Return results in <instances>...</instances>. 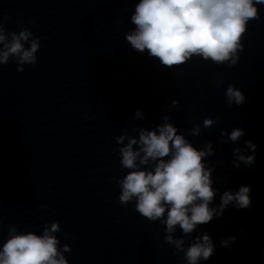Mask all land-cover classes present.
Segmentation results:
<instances>
[{
	"label": "clouds",
	"instance_id": "clouds-1",
	"mask_svg": "<svg viewBox=\"0 0 264 264\" xmlns=\"http://www.w3.org/2000/svg\"><path fill=\"white\" fill-rule=\"evenodd\" d=\"M260 4L264 0H139L131 15L135 28L125 34L126 40L134 50L141 54L147 51L165 67L182 65L193 56L217 65L228 63L231 67L238 63V53L243 51L241 41L248 22L259 18L257 5ZM9 18L5 15L0 20V64L15 59L17 71L23 72L24 65H36L40 40L27 27L9 32L4 23ZM224 94L229 108L245 103L243 92L231 84ZM178 104V100H173L166 108L171 111ZM136 118H142L139 109ZM219 119L206 117L202 127L211 129ZM136 130L138 136L125 133L116 137L117 144L122 145L118 149L120 163L130 170L117 181L121 188L119 202L127 205L135 198L139 214L166 225L165 242L174 246L176 253H183L187 264L209 260L215 245L207 232L196 235L187 247L186 238H191L198 225L221 217L231 204L238 209L249 208L250 186H241L235 193L225 191L220 204L210 207L217 195L212 180L215 166L205 162L206 157L214 155L212 142L197 149L178 132L169 115L155 129L138 127ZM200 134L201 125H195L191 135ZM244 135V129L239 127L230 133L221 130L220 143H235ZM245 144L252 155H244L241 148H234L232 163L237 168L241 163L245 166L255 163L256 145L251 140ZM177 227L183 232L180 238L174 235ZM59 231V222L46 224L42 234L17 232L15 225L10 226L9 238L0 250V264H69L64 253L71 252V247L59 246L55 235ZM235 239L234 236L224 239L221 245L229 247Z\"/></svg>",
	"mask_w": 264,
	"mask_h": 264
}]
</instances>
